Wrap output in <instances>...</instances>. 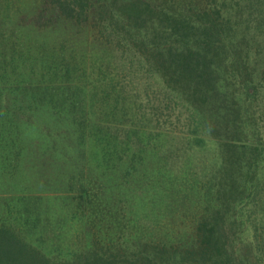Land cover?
<instances>
[{
  "label": "trees",
  "instance_id": "16d2710c",
  "mask_svg": "<svg viewBox=\"0 0 264 264\" xmlns=\"http://www.w3.org/2000/svg\"><path fill=\"white\" fill-rule=\"evenodd\" d=\"M0 264H264V0H0Z\"/></svg>",
  "mask_w": 264,
  "mask_h": 264
}]
</instances>
